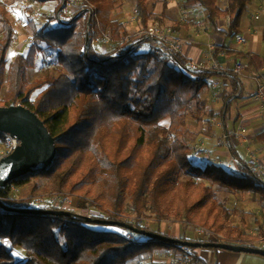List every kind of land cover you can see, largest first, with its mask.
I'll return each mask as SVG.
<instances>
[{
  "label": "trees",
  "instance_id": "obj_1",
  "mask_svg": "<svg viewBox=\"0 0 264 264\" xmlns=\"http://www.w3.org/2000/svg\"><path fill=\"white\" fill-rule=\"evenodd\" d=\"M28 1L44 4L50 0ZM226 1L225 8L220 7L219 0H186L185 4L202 7L215 27L217 21L228 18V30L221 33L234 38L240 33L241 21L252 0ZM85 2L91 7L92 17L83 27V13L65 23L59 20L58 14H64L68 0H61L54 16L41 28L31 23L33 44L26 54L16 55L7 68V54L16 30L7 4L0 0V94L8 86L3 104L23 105L35 112L55 138L58 151L47 171L27 173L0 188L4 207L62 210L56 205H38L33 196L16 199L12 192L34 179L59 177L62 184L69 182V175H61V170L66 161L78 154H88L87 168L79 180L71 182L70 191L80 192L94 182L107 201L105 209L99 207L104 215L89 217L94 220L123 222L124 215H134L135 222L125 223L166 236L139 223L146 211H151L161 223L169 217L170 206L177 200L176 221L191 224L198 216L203 228L217 232L222 226L215 220L211 223L214 202H209L216 197L212 186L228 194L252 192L264 203V179L241 159L234 147L231 153L238 163L236 174L214 162L197 165L191 158L188 121L194 120L198 125L204 122L207 102L201 93L213 72L191 68L175 49L155 39L144 36L135 42L125 26L113 18L117 0ZM135 13L146 31L152 19L147 0H136ZM103 37L113 42L108 51L96 47ZM40 43L57 51L63 73L30 83L28 70L36 66L42 51ZM142 46H148L143 53L139 52ZM238 91L235 85L234 93ZM170 138L173 141L168 147ZM8 139V135L0 133V145H7ZM257 139L264 141V131ZM183 178L189 180L178 182ZM194 179L202 182V193L189 202ZM177 182L179 189L172 193ZM170 194L172 201L165 208ZM76 206L90 212L96 204L81 197ZM109 226L113 225L66 216L16 213L0 207V264H128L155 249L177 248L119 226L109 230ZM117 229L124 233H117ZM233 231L227 229L224 243L249 245L254 241L241 229L235 230L237 236L233 238ZM127 233L135 235V241L140 243L130 241ZM181 240L193 241L186 237ZM12 248L22 249L24 259L17 260Z\"/></svg>",
  "mask_w": 264,
  "mask_h": 264
},
{
  "label": "crops",
  "instance_id": "obj_2",
  "mask_svg": "<svg viewBox=\"0 0 264 264\" xmlns=\"http://www.w3.org/2000/svg\"><path fill=\"white\" fill-rule=\"evenodd\" d=\"M57 2L50 0L41 6L52 12ZM147 2L160 32L176 44V52L188 61L191 68L212 60L220 67L209 78V85L201 93V98L207 102V114L204 117L205 124L202 122L198 125L199 137L212 144L216 136H219L222 140L220 143L227 153L230 152L232 160H235L231 153L234 147L249 167L257 164L264 169V141L257 139L264 131V108L255 97L260 87L264 89V0L251 1L241 21L240 33L234 38L221 33L228 30V18L217 21L215 27L202 7L187 5L186 0ZM226 6L227 1L220 2L221 8ZM69 12L73 14L76 10L70 8ZM135 12L136 0H117L113 18L127 29L130 26L127 20ZM238 36L245 37L247 43L239 44ZM238 63H242L244 68L240 74H235L234 69ZM235 85L239 89L237 93H234ZM222 154L227 157L224 152ZM224 238L203 236L198 240L223 242ZM238 245L257 246L254 242ZM258 247L264 249V246ZM173 251L172 247H165L149 253L155 252V259L161 258L163 264H172L174 255L178 258L180 254V250L177 253ZM194 253L210 264H264L263 256L250 253L215 248H199ZM154 262L160 263L158 260Z\"/></svg>",
  "mask_w": 264,
  "mask_h": 264
},
{
  "label": "rangeland",
  "instance_id": "obj_3",
  "mask_svg": "<svg viewBox=\"0 0 264 264\" xmlns=\"http://www.w3.org/2000/svg\"><path fill=\"white\" fill-rule=\"evenodd\" d=\"M8 6L9 17L14 25L16 30L15 41L11 49L7 54V68L10 63L18 54H26L31 45L33 44V29L31 23L35 24L37 28H41L48 18L54 16L56 8L60 5L61 0H58L57 5L54 11L50 12L49 9H46L38 3H31L28 0H4ZM49 6V5H48ZM72 8L76 9V5H73ZM38 13L42 16V20L33 19V14ZM73 17L77 15V11L71 14ZM150 25L158 26L157 21L151 19ZM129 22V27H127L128 34L135 39V42L141 41L144 37L143 28L139 20L136 17V13H132L131 17L127 20ZM81 27L85 25V21L81 20ZM159 27V26H158ZM162 34V32H160ZM163 35V34H162ZM164 36V35H163ZM42 47V51L37 56L36 66L33 69L28 70V82L32 83L34 81L43 79L47 75L53 77H59L63 73L62 67L58 64L57 51L48 48L45 44H39ZM96 47L99 51H108L113 47V42L108 40V37L101 38L97 43ZM148 46H143L139 49V52L143 53V49H146ZM8 86L5 85L0 94V107L5 106L3 100L7 94ZM39 92L35 93L32 97L35 100ZM194 107V104L192 105ZM189 133L187 134L188 139L191 141V150L193 152L191 158L196 162L197 165L205 166L208 163H213L218 165H223L229 172L236 174L238 171V163L235 160H232L230 152L227 153L226 148L223 147V144L220 143L221 138L216 136V141H210L208 143L201 137H199L198 124L194 120L188 121ZM164 124L167 126L168 121H165ZM172 139L170 138L167 146L170 147L172 144ZM202 144V149L200 151H194L197 144ZM214 145V147H213ZM9 145H0V154L3 156L9 153ZM23 147L20 145L19 148L14 152L15 155L20 156L23 154ZM219 152V153H218ZM226 154L221 155V153ZM88 160V154H78L77 156L72 157L62 167L61 175L68 174L69 182L62 184L59 181V177L53 178L51 180H40L34 179L31 184L26 185L22 188H15L12 192V196L16 199H25L28 197H35L36 204L38 205H56L60 206L63 210H68L75 212L86 217H95L104 215L100 211L99 207L105 209L107 207V201L104 197L101 187L91 182L89 185L84 188L82 191H70V184L74 180H79L83 174V171L86 170ZM252 168L257 172L256 167L258 168V175L264 179V169L260 168L257 164H251ZM189 178H183L178 182L187 181ZM176 183L172 188L171 192L174 193L177 191L179 183ZM195 184L191 187L189 191V202H193L199 198L202 193L201 181L194 179ZM207 185H210L208 182H204ZM212 191L215 192L216 197L211 199L209 203L214 202V210L211 216V223L216 221V224L222 226L217 232L207 230L199 224V217L196 216L194 222L189 224L188 222H178L175 220V213L177 210L178 201H174L170 206L168 211L169 217L158 223L155 215L151 211H146V217L140 221V226H143L146 229L151 231L160 230L167 237L174 239H181L186 237L187 239L196 241L199 237H212V236H222L226 237L227 229L232 228L234 231L231 233V237L235 238L237 233L235 230L241 229L244 234L252 236L254 238V244L260 247L264 246V203L260 201L259 196H254L252 192H241L236 194H228L223 191H220L218 187L212 186ZM85 198L89 202L96 204L95 208H92L90 212L78 209L76 204L79 198ZM172 201V194L169 198L166 199L164 207H168V203ZM126 204H129V200L126 201ZM204 208L199 210V215L203 213ZM123 222H135L136 216L134 215H124L122 217ZM102 227V228H101ZM109 230L116 229L114 226L107 227ZM100 229H103V226H100ZM117 233L123 234L122 229H117ZM127 236L130 239H137L135 235L127 233ZM228 237V236H227ZM165 248V247H163ZM162 248V249H163ZM173 253H177L180 249L179 247L173 248ZM13 254L17 260H23L25 253L20 248H12ZM164 255H161V257ZM174 259L171 261L172 264H185L184 257L180 251L179 259L174 255ZM158 260L160 263H155L154 261ZM161 258L155 259L154 253H146L137 257L136 259L129 261L128 264H163Z\"/></svg>",
  "mask_w": 264,
  "mask_h": 264
},
{
  "label": "water",
  "instance_id": "obj_4",
  "mask_svg": "<svg viewBox=\"0 0 264 264\" xmlns=\"http://www.w3.org/2000/svg\"><path fill=\"white\" fill-rule=\"evenodd\" d=\"M0 133L16 137L19 140L18 147L11 153L0 158V188L6 187L12 180L31 172L47 171L55 161L58 151L56 140L46 127L44 121L32 110L23 105H10L0 107ZM23 147V154L17 156L14 152ZM0 207L5 210L21 213H40L53 216H66L88 222L96 221L102 224L119 226L134 233L153 238L158 242L175 247H188L192 249L215 248L234 252L256 254L264 257L263 248L251 246L232 245L224 242H193L174 239L161 234L140 230L125 222L99 221L76 214L68 210H33L23 211L4 207L0 199Z\"/></svg>",
  "mask_w": 264,
  "mask_h": 264
},
{
  "label": "built area",
  "instance_id": "obj_5",
  "mask_svg": "<svg viewBox=\"0 0 264 264\" xmlns=\"http://www.w3.org/2000/svg\"><path fill=\"white\" fill-rule=\"evenodd\" d=\"M220 2H223V1H226V0H219ZM73 5H76L77 7V15L83 13V17H82V20H84L86 22V20L88 18H91L92 17V11H91V7H89L87 5V3L85 2V0H68V3L66 5V8H65V11H64V14L60 15L58 14V18L61 22L65 23V22H68L71 18L77 16H71L69 14V10L70 8H72ZM33 19L39 21V20H42V16L38 13H35L33 14ZM144 36L148 37V38H152V39H155L157 41H159L160 43H163V44H166L168 45L169 47L175 49V50H178L176 44L173 42V41H170L168 40L166 37H164L161 33H160V30L158 28V26H155V25H151L148 27V29L144 32ZM108 40H110L108 38ZM111 41V40H110ZM237 41L239 44H246L247 43V40L245 37L243 36H238L237 38ZM194 69H196L197 71L199 70H208V71H211V72H217L220 70V67L218 65L217 62H215L214 60L212 61H209V62H206V63H200L196 66L193 67ZM244 66L242 63H238L236 66H235V69H234V73L235 74H240L243 70ZM255 97H256V100L259 102L260 106L262 108H264V89L262 87H260L256 94H255ZM205 124V122H204ZM240 132L237 133L238 136ZM8 145H9V153L13 152L19 145V140L16 138V137H11V136H8ZM246 138H244L245 140ZM202 149V144H197L195 146V149L194 151H200ZM8 153V154H9ZM3 155L0 156V158L2 157ZM128 237V236H127ZM128 239L130 241H133V242H136V243H140V242H137L133 239H130L128 237ZM181 253H182V256L184 257V263L185 264H210L209 262H206L204 260H202L199 256H197L194 251L191 249V248H188V247H184V246H180L179 247Z\"/></svg>",
  "mask_w": 264,
  "mask_h": 264
}]
</instances>
